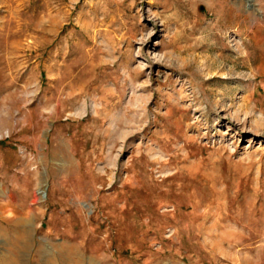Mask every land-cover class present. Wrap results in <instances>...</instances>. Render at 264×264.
<instances>
[{
	"label": "rangeland",
	"instance_id": "1",
	"mask_svg": "<svg viewBox=\"0 0 264 264\" xmlns=\"http://www.w3.org/2000/svg\"><path fill=\"white\" fill-rule=\"evenodd\" d=\"M0 264H264V0H0Z\"/></svg>",
	"mask_w": 264,
	"mask_h": 264
}]
</instances>
